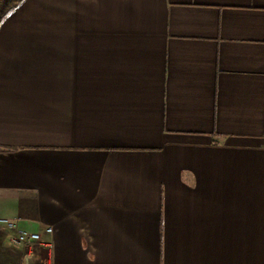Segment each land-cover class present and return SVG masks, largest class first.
Returning a JSON list of instances; mask_svg holds the SVG:
<instances>
[{"label":"crops","instance_id":"1","mask_svg":"<svg viewBox=\"0 0 264 264\" xmlns=\"http://www.w3.org/2000/svg\"><path fill=\"white\" fill-rule=\"evenodd\" d=\"M0 218L48 244L0 264H264V0L18 3Z\"/></svg>","mask_w":264,"mask_h":264},{"label":"built area","instance_id":"2","mask_svg":"<svg viewBox=\"0 0 264 264\" xmlns=\"http://www.w3.org/2000/svg\"><path fill=\"white\" fill-rule=\"evenodd\" d=\"M0 228L14 232L15 235L11 241L24 248L27 252L33 246H37L40 249L48 247V244L41 240L38 233L19 228L15 219L0 218ZM45 232L50 233L51 229L48 227Z\"/></svg>","mask_w":264,"mask_h":264},{"label":"trees","instance_id":"3","mask_svg":"<svg viewBox=\"0 0 264 264\" xmlns=\"http://www.w3.org/2000/svg\"><path fill=\"white\" fill-rule=\"evenodd\" d=\"M22 0H0V22Z\"/></svg>","mask_w":264,"mask_h":264}]
</instances>
